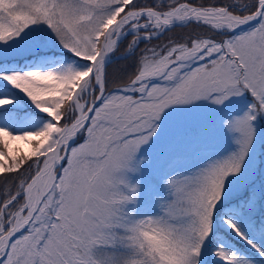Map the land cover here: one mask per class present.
I'll return each mask as SVG.
<instances>
[{"label":"snow or ice","instance_id":"obj_1","mask_svg":"<svg viewBox=\"0 0 264 264\" xmlns=\"http://www.w3.org/2000/svg\"><path fill=\"white\" fill-rule=\"evenodd\" d=\"M0 264H264V0H0Z\"/></svg>","mask_w":264,"mask_h":264}]
</instances>
